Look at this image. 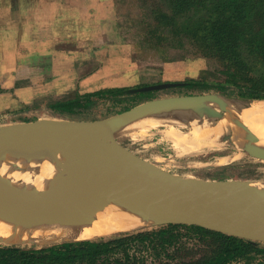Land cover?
Segmentation results:
<instances>
[{"label": "rangeland", "instance_id": "374dc122", "mask_svg": "<svg viewBox=\"0 0 264 264\" xmlns=\"http://www.w3.org/2000/svg\"><path fill=\"white\" fill-rule=\"evenodd\" d=\"M56 1L55 18L52 19L54 25H57L55 23L58 22L57 12L60 13L58 4L61 2L59 0ZM85 2L89 11L91 9L92 12L95 11L93 17L85 25L82 20H79L80 22L75 21L78 7L72 0L71 8H69L71 34L68 37V34L60 35L59 33L58 42L60 44L65 43V45L68 43L76 45L79 41L72 42V35L76 31L87 27L83 35L92 33L90 25H93L91 21L94 18L98 21L100 19L98 16L102 14L110 16L115 21V29H106L105 25L97 24L96 30L101 31L103 35H105L107 30H112L110 31L112 32L111 37L113 41H116L113 42L114 45L112 46L115 54H125L129 62H134V72H115L116 70H114L110 73L104 71L102 81L92 84L91 89L80 88L58 94L55 99L68 100L75 97H84V94L102 93L99 97L93 98L85 107L76 108L73 115L68 113L61 114L51 110L48 106L49 104L44 102L45 100H50V97L40 98L39 103L36 105H24L18 109L2 110L0 111V129L18 122L48 119L49 116L50 119L78 121L102 119L144 101L188 94L210 93L224 99L232 98L237 101L245 100L250 103L257 101L237 96H226L214 90L186 91L184 88L178 87V84L164 88L142 89L150 85L168 82L177 83L188 79H201L210 83L222 81L226 64L216 57L203 55L192 39L179 37L172 31L171 27L165 25V18L162 14L169 11V5L166 0H97V2L95 0H85ZM51 13L53 14L52 10L49 11L52 16ZM101 39L103 40V37ZM98 42L101 43V41ZM243 84H245L243 81H237L233 85L237 87L234 90L237 92L238 86ZM119 88H125L126 91L116 93L115 91ZM161 117L163 121L155 126H141L139 121L141 122L142 119L132 122L115 133L116 141L131 154L145 161L157 163L163 169L182 177L244 179L264 182V159L246 152L243 145L250 141L246 138L244 131L245 137L243 136V142L240 145H234L230 140V136L226 133H218L220 136L217 134L212 136L210 145L206 148L194 149L190 153H185L186 150H191L192 147L185 142L177 144L173 136L169 135V132L171 130L186 134L192 130L193 120L189 122L182 120L181 122V118L166 114H161ZM166 118H171L172 120H167ZM186 123L191 126L186 125ZM219 168L222 170L217 171ZM154 225L158 226L157 224ZM153 226L150 225L144 228ZM186 233L187 235L166 253L159 252L161 251L159 248L155 250L149 249V246L145 249H137L135 247L137 245L134 244V247L128 250L130 253L128 264H184L205 257L213 250L214 243L210 238L200 237L195 231ZM112 234L117 233H108L101 236ZM35 244L51 243L19 245L32 246ZM118 257L122 258V254L118 255ZM260 260V255L252 254L251 258L239 259L230 264H259ZM106 264L117 263L112 258ZM120 264H124V258L120 260Z\"/></svg>", "mask_w": 264, "mask_h": 264}, {"label": "water", "instance_id": "95a60500", "mask_svg": "<svg viewBox=\"0 0 264 264\" xmlns=\"http://www.w3.org/2000/svg\"><path fill=\"white\" fill-rule=\"evenodd\" d=\"M177 84L168 82L142 89ZM214 98L222 97L210 93L170 96L141 102L102 119L78 121L48 118L5 126L0 129V163L7 153L14 155L20 151L57 148L61 144L65 150L68 148L65 141H69L75 133L82 132L86 135L85 149L69 166L77 167L79 160H86L99 165L103 171L97 178L70 192L59 186L18 188L11 179L0 174V197L28 211L70 223L93 222L96 215L110 204L143 207L149 212L162 213L157 225H198L264 243V182L182 177L157 163L131 154L115 139L118 130L139 118L187 107L198 109ZM238 102L251 105L245 100ZM221 109L225 110L224 107ZM20 125L26 129L18 127L9 131L11 127ZM240 126L249 141L258 140V136L246 125ZM103 130L109 138L110 156L98 151L97 143ZM248 154L264 159V147L257 153Z\"/></svg>", "mask_w": 264, "mask_h": 264}, {"label": "trees", "instance_id": "16d2710c", "mask_svg": "<svg viewBox=\"0 0 264 264\" xmlns=\"http://www.w3.org/2000/svg\"><path fill=\"white\" fill-rule=\"evenodd\" d=\"M166 1L169 11L162 14L165 25L179 37L192 39L203 55L216 57L226 64L222 81L188 79L178 82V87L191 92L214 90L247 100L264 99V0ZM237 81L245 84L238 86L236 92L237 87L233 85ZM124 90L119 88L115 92ZM100 95L101 92L84 94V97L58 100L48 106L55 112L73 115L76 108L85 107ZM191 231L210 238L214 246L207 256L184 264H230L251 258L252 254L260 255L259 264H264V243L185 224L158 225L43 245L0 244V264H106L112 258L117 264L124 258V264H128V250L134 244L137 249L149 246V249L159 248V252L166 253Z\"/></svg>", "mask_w": 264, "mask_h": 264}, {"label": "bare ground", "instance_id": "6f19581e", "mask_svg": "<svg viewBox=\"0 0 264 264\" xmlns=\"http://www.w3.org/2000/svg\"><path fill=\"white\" fill-rule=\"evenodd\" d=\"M222 107L225 110H222ZM163 114L179 117L181 122L182 120L187 122L193 120V128L190 132L186 134L171 130L169 132L177 144L185 142L192 147L185 153H190L194 149L206 148L210 145L212 136L220 133H226L234 145H240L244 136V129L240 124L246 125L259 139V141L243 143L248 153H257L264 147V100H257L247 106L238 101L214 98L202 104L198 109L187 107L180 110H168ZM171 118L166 119L172 120ZM139 119H142L139 124L143 127L155 126L163 121L161 114L158 113ZM186 125L190 124L186 123ZM18 127L24 128L23 125L13 126L9 131ZM85 139L84 133H75L69 141H65L68 146L65 150H63L64 145L61 144L57 148L20 151L14 155L7 153L0 163V174L11 179L18 188L35 186L42 189L48 186H59L70 192L97 178L103 171L99 165L88 163L86 160H79L77 167H70L69 163L77 159L78 154L85 149ZM97 144L99 152L108 156L112 155L106 131L103 130ZM161 218L162 213L159 211L149 212L143 207L110 204L96 215L93 222L70 223L28 211L0 197V242L33 244L83 240L108 233L144 228L158 224Z\"/></svg>", "mask_w": 264, "mask_h": 264}, {"label": "crops", "instance_id": "0c3cea01", "mask_svg": "<svg viewBox=\"0 0 264 264\" xmlns=\"http://www.w3.org/2000/svg\"><path fill=\"white\" fill-rule=\"evenodd\" d=\"M59 1L54 25L56 0H0V111L36 105L42 97H50L44 102L51 104L60 100L55 97L63 92L91 89L102 81L104 71L134 72V62L125 54L116 55L112 48L116 41L110 31L115 29V21L110 16L94 18L92 33L83 35L87 27L76 31L72 42L78 44H60L59 33L71 34L72 0ZM74 4L78 7L75 21L82 20L85 25L95 11L87 9L85 0H74ZM97 24L112 30L103 35L96 30Z\"/></svg>", "mask_w": 264, "mask_h": 264}]
</instances>
